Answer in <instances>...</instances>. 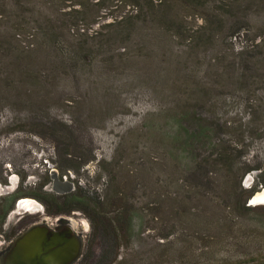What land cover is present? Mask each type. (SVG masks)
Masks as SVG:
<instances>
[{
	"label": "rangeland",
	"instance_id": "374dc122",
	"mask_svg": "<svg viewBox=\"0 0 264 264\" xmlns=\"http://www.w3.org/2000/svg\"><path fill=\"white\" fill-rule=\"evenodd\" d=\"M74 1L0 0V202L44 185L101 200L116 192L126 198L120 208L150 214L196 209L220 182L251 188L264 180L258 169L245 173L264 169V0L231 1L219 22L202 10L207 22L187 14L158 30L156 20L138 21L132 33L106 27L109 10L76 22ZM186 109L232 149L229 169L213 162L211 146L193 154L180 147L170 115ZM60 216L77 221L83 251L91 222ZM60 216L33 197L17 200L0 255L31 225L58 228ZM172 222L148 218L161 231Z\"/></svg>",
	"mask_w": 264,
	"mask_h": 264
},
{
	"label": "trees",
	"instance_id": "16d2710c",
	"mask_svg": "<svg viewBox=\"0 0 264 264\" xmlns=\"http://www.w3.org/2000/svg\"><path fill=\"white\" fill-rule=\"evenodd\" d=\"M231 1L239 0H76L72 6L76 22L109 10L107 17L113 22L106 27L132 33L138 21L156 20L161 26L158 30L173 29L187 14L207 22L202 10H208L219 22ZM68 14L71 12L64 13ZM201 29L214 27L202 25ZM170 117L169 125L181 148L193 154L199 145L211 146L218 151L213 162L230 168L234 152L222 147L212 124L188 109ZM255 169L264 172L257 167L245 173ZM263 188L264 180L251 188L242 186L241 180L229 186L220 182L216 194L200 197L204 205L196 209L171 208L150 214L142 208L129 212L120 208V201L126 198L116 192L101 200L78 189L58 194L44 185L30 192L20 188L2 197L0 234L17 200L33 197L44 205L48 216L80 214L91 222L84 250L72 264H264V204H249L251 196ZM150 216L153 221L171 218L174 222L161 231L148 223ZM16 234L17 230L5 238L12 240Z\"/></svg>",
	"mask_w": 264,
	"mask_h": 264
},
{
	"label": "water",
	"instance_id": "95a60500",
	"mask_svg": "<svg viewBox=\"0 0 264 264\" xmlns=\"http://www.w3.org/2000/svg\"><path fill=\"white\" fill-rule=\"evenodd\" d=\"M55 185L61 188L66 183L56 179ZM262 191L264 188L251 196L250 205L264 204L257 198ZM82 249V238L72 227L66 225L54 229L48 221H43L30 226L16 238L0 264H72L80 258Z\"/></svg>",
	"mask_w": 264,
	"mask_h": 264
},
{
	"label": "flooded vegetation",
	"instance_id": "af4514ba",
	"mask_svg": "<svg viewBox=\"0 0 264 264\" xmlns=\"http://www.w3.org/2000/svg\"><path fill=\"white\" fill-rule=\"evenodd\" d=\"M20 205H22V206H25V207H28V208H32V206L30 205V203H21ZM62 216H60L59 218H61ZM58 218V219H59ZM66 218V217H65ZM56 220V222H58L59 223V226H58V228L61 226V224H63V223H65V220L64 219H59V220ZM69 219H71V218H69ZM73 220V222L75 221L74 219H72ZM45 221V220H44ZM37 224H39V223H37ZM77 221H75V224L73 225L74 227H73V229L77 226ZM34 225H36V224H34ZM32 226V225H31ZM82 227H83V232H86L87 230H88V223L87 222H83L82 223ZM53 228V227H52ZM28 229V228H27ZM26 229V230H27ZM54 229H56V228H54ZM20 236V235H19ZM18 236V237H19ZM17 237V238H18ZM16 240V239H15ZM9 252V251H8ZM7 252V253H8ZM7 253L6 254H4V255H0V263H3L4 262V258L7 256Z\"/></svg>",
	"mask_w": 264,
	"mask_h": 264
},
{
	"label": "bare ground",
	"instance_id": "6f19581e",
	"mask_svg": "<svg viewBox=\"0 0 264 264\" xmlns=\"http://www.w3.org/2000/svg\"><path fill=\"white\" fill-rule=\"evenodd\" d=\"M261 191V190H260ZM257 198L259 200H262L264 202V191L260 192L258 195H257ZM21 203H30V205L33 207V202H31L30 200L26 199V200H21ZM20 203V204H21ZM65 223L61 224V226H70V227H74L73 225L75 224V221L73 222L72 219H69V218H65ZM6 259V257L4 258Z\"/></svg>",
	"mask_w": 264,
	"mask_h": 264
}]
</instances>
